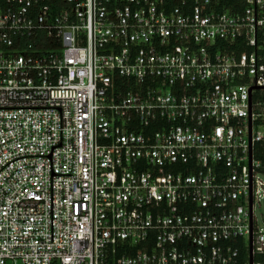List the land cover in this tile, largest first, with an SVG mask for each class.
<instances>
[{
    "label": "built area",
    "instance_id": "2783aa9c",
    "mask_svg": "<svg viewBox=\"0 0 264 264\" xmlns=\"http://www.w3.org/2000/svg\"><path fill=\"white\" fill-rule=\"evenodd\" d=\"M263 200L264 0H0V264H250Z\"/></svg>",
    "mask_w": 264,
    "mask_h": 264
},
{
    "label": "rangeland",
    "instance_id": "374dc122",
    "mask_svg": "<svg viewBox=\"0 0 264 264\" xmlns=\"http://www.w3.org/2000/svg\"><path fill=\"white\" fill-rule=\"evenodd\" d=\"M255 212H256V216L258 218V223L260 227L264 228V200L261 202V204L256 206Z\"/></svg>",
    "mask_w": 264,
    "mask_h": 264
},
{
    "label": "trees",
    "instance_id": "16d2710c",
    "mask_svg": "<svg viewBox=\"0 0 264 264\" xmlns=\"http://www.w3.org/2000/svg\"><path fill=\"white\" fill-rule=\"evenodd\" d=\"M243 256H244V260L245 261H248V259H249V253H248L247 247H245L243 249ZM254 260H255L256 263L264 264V253H262V254H256L255 257H254Z\"/></svg>",
    "mask_w": 264,
    "mask_h": 264
},
{
    "label": "water",
    "instance_id": "95a60500",
    "mask_svg": "<svg viewBox=\"0 0 264 264\" xmlns=\"http://www.w3.org/2000/svg\"><path fill=\"white\" fill-rule=\"evenodd\" d=\"M254 254H253V248L250 247V264H254Z\"/></svg>",
    "mask_w": 264,
    "mask_h": 264
}]
</instances>
